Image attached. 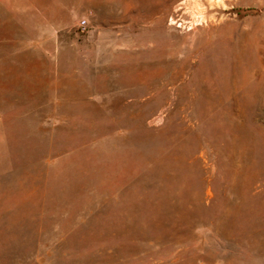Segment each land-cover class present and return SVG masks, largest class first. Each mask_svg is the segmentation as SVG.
Listing matches in <instances>:
<instances>
[{"label": "rangeland", "instance_id": "obj_1", "mask_svg": "<svg viewBox=\"0 0 264 264\" xmlns=\"http://www.w3.org/2000/svg\"><path fill=\"white\" fill-rule=\"evenodd\" d=\"M0 264H264V0H0Z\"/></svg>", "mask_w": 264, "mask_h": 264}, {"label": "built area", "instance_id": "obj_2", "mask_svg": "<svg viewBox=\"0 0 264 264\" xmlns=\"http://www.w3.org/2000/svg\"><path fill=\"white\" fill-rule=\"evenodd\" d=\"M86 24H87L86 23V20L85 19H82V20L79 21V24L78 25H79L80 28H85L86 27Z\"/></svg>", "mask_w": 264, "mask_h": 264}]
</instances>
